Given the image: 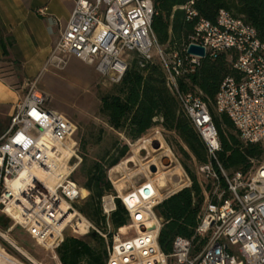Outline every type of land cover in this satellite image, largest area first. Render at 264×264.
Instances as JSON below:
<instances>
[{
	"label": "built area",
	"instance_id": "1",
	"mask_svg": "<svg viewBox=\"0 0 264 264\" xmlns=\"http://www.w3.org/2000/svg\"><path fill=\"white\" fill-rule=\"evenodd\" d=\"M192 5L191 1L181 9ZM187 11L188 20L197 16ZM154 16L151 0H76L48 64L61 70L65 58L73 57L94 66L113 85L121 83L134 63L141 69L157 64L166 87L206 149L207 163L198 165L196 171L210 190L202 194L194 237L176 238L169 255L158 245L162 220L155 210L172 194L159 199V189L146 181L121 196L111 182L116 195L105 194L100 200L106 234L113 239L106 264H264V161L250 160L246 174L224 170L217 160L218 133L202 93L179 89V82L194 75L203 60L228 54L234 76L222 81L214 111L229 118L244 144L264 150V42L242 19L221 10L214 23H196L188 44L167 53L152 32ZM190 46L203 48L205 57L188 54ZM48 103L36 83L29 84L0 136V215L13 223L3 230L5 235L19 228L61 264L56 252L67 232L83 237L95 231L105 236L90 224L85 234L74 233L77 221L66 223L70 213L79 214L78 207L89 193L84 198L72 180L81 163L73 141L76 126ZM68 150L73 156L66 155ZM65 161L69 171L62 176L59 172ZM116 200L128 216L124 234L110 224ZM1 232L0 228V248L7 253Z\"/></svg>",
	"mask_w": 264,
	"mask_h": 264
},
{
	"label": "trees",
	"instance_id": "2",
	"mask_svg": "<svg viewBox=\"0 0 264 264\" xmlns=\"http://www.w3.org/2000/svg\"><path fill=\"white\" fill-rule=\"evenodd\" d=\"M151 1L155 8L151 29L158 44L167 53L188 44L196 23L199 20L214 23L221 10L227 11L234 18L242 19L256 31L260 42H264V0ZM191 1L192 6L181 9ZM187 10L195 12L197 16L188 20ZM3 50L6 55L5 46ZM229 76H234V72L229 64L228 54H222L215 60H203L194 75L179 82V89L183 93L194 92L195 89L202 93L219 137L221 151L217 154V160L226 171L246 174L249 161L260 159L264 150L257 145L244 144L229 118L215 114V97L222 81ZM99 114L114 131L123 134L131 142L141 139L156 125L155 120L159 119L160 126L177 135L198 165L207 163L205 146L181 113L178 101L166 87L164 75L157 64H148L141 69L134 63L121 83L115 86L113 93L100 99ZM127 153L128 148L124 146L115 159L107 162L103 158L93 163L85 172L82 182L76 181L75 174L72 177L80 189L89 193L88 198L78 207L79 214L101 228L104 234L105 218L102 216L100 200L105 194L113 193L107 180V172L116 167ZM184 155L188 157L185 153ZM182 166L191 178V187L170 196L155 210L156 216L162 220L158 245L166 255L171 253L176 238L191 240L194 237L203 200L202 190L195 177L186 166ZM115 205L116 210L110 216V224L113 229L118 230L127 225L128 216L119 200H116ZM2 219L3 216L0 215V228L6 230L11 225L3 224ZM10 235L36 261L37 258H42L41 248L26 233L14 228ZM110 245L111 242L107 243L94 232L84 237L65 235L56 254L61 264H106L107 247Z\"/></svg>",
	"mask_w": 264,
	"mask_h": 264
},
{
	"label": "rangeland",
	"instance_id": "3",
	"mask_svg": "<svg viewBox=\"0 0 264 264\" xmlns=\"http://www.w3.org/2000/svg\"><path fill=\"white\" fill-rule=\"evenodd\" d=\"M115 86L107 79L97 75L94 66L73 57L65 58L63 69H55L51 64L38 76L36 87L49 98L48 107L67 117L76 126L73 141L77 144L76 155L81 160L74 175L76 181L82 182L85 172L93 163L103 158L107 162L115 159L121 148L126 146L128 153L117 166L125 163L127 159H132V162L123 166L112 177L110 176L111 170L107 172V180L112 187L114 195H116L112 185L114 181L119 182L118 186H115L116 190H119V194H124L132 187L136 188L146 181H152L151 183L156 185V182L153 180H155L154 178L157 175H164L166 181H168L167 188L159 190V199L165 198L170 194H176L185 189L189 183L192 185L191 178L184 171L182 165L186 166L195 177L202 190V194L204 191H209L210 185L206 184L203 178L197 174V161L175 133L168 132L160 126L159 119L155 120L156 125L136 142L127 140L123 134L114 131L107 124L106 119L99 114L100 99L112 94ZM259 160L261 162L264 161V155ZM178 173H180L181 178H178ZM175 185L180 186L177 187ZM84 192L88 196L85 190H82V196L84 197ZM81 217L84 218L83 216ZM2 222L3 224L9 223L13 225L11 221L4 217ZM87 222L101 235L105 236L104 239L107 243H113L112 235L104 234L101 228L89 221ZM4 233L2 230L1 234L5 235ZM94 233L96 232L94 231ZM127 234L129 236L132 235L131 232ZM65 235H69V233L67 232ZM5 236L36 263L56 264L55 261L51 260L50 252L41 249L42 258H37L38 261H41L39 263L21 248L12 239L11 235ZM7 243H5L8 247L7 253L11 258L23 264H31Z\"/></svg>",
	"mask_w": 264,
	"mask_h": 264
},
{
	"label": "crops",
	"instance_id": "4",
	"mask_svg": "<svg viewBox=\"0 0 264 264\" xmlns=\"http://www.w3.org/2000/svg\"><path fill=\"white\" fill-rule=\"evenodd\" d=\"M75 1L0 0V136L8 129L27 86L37 85L39 74L48 66Z\"/></svg>",
	"mask_w": 264,
	"mask_h": 264
},
{
	"label": "bare ground",
	"instance_id": "5",
	"mask_svg": "<svg viewBox=\"0 0 264 264\" xmlns=\"http://www.w3.org/2000/svg\"><path fill=\"white\" fill-rule=\"evenodd\" d=\"M163 148V147H162ZM139 150V149H138ZM171 154V153H170ZM66 155L68 156H73L72 154V151L68 150L66 151ZM132 162V159H127L125 163L121 164L120 166H116L114 167L113 169H111L110 171V176L112 177L114 174H117L118 171L125 165L127 164H130ZM69 169V166L67 165V161H65V163L62 164V168L60 170V174L63 176V174H67L68 173V170ZM177 170V168H176ZM179 172V171H178ZM178 178H181V175L180 173H178ZM156 182V187L159 189V190H165L167 188V182L166 181V178L164 175H160L156 178H154ZM152 182V181H151ZM118 183L119 182H116L114 181L113 182V185L114 186H118ZM15 184H18V182H16ZM116 186V187H117ZM177 187H179L180 185H175ZM120 188V187H119ZM119 191V190H118ZM82 193V192H81ZM84 198L87 197V194L84 192ZM123 194H121L122 196ZM73 220H76L77 223L76 225H74V228H73V232L74 233H81V234H85L86 232V228L88 227L89 223L84 219L82 218L78 213H70L67 218H66V223H69L72 222ZM153 223V222H151ZM58 231H61V228H59ZM127 231L126 228H123V229H120V234H124L125 232ZM2 238L8 242V244L10 246H12L17 252H19V254H21L24 258H26V260H28V262H30L31 264H38L36 263L31 257H29L25 252H23L22 250H20L18 247L15 246V244L8 238L6 237L5 235H2ZM53 259H56L55 256L53 255ZM15 260L13 258H11L2 248H0V264H15Z\"/></svg>",
	"mask_w": 264,
	"mask_h": 264
},
{
	"label": "water",
	"instance_id": "6",
	"mask_svg": "<svg viewBox=\"0 0 264 264\" xmlns=\"http://www.w3.org/2000/svg\"><path fill=\"white\" fill-rule=\"evenodd\" d=\"M188 54L194 55V56H198L200 58H204L205 57L204 49L201 48V47H197V46H190L189 49H188Z\"/></svg>",
	"mask_w": 264,
	"mask_h": 264
}]
</instances>
